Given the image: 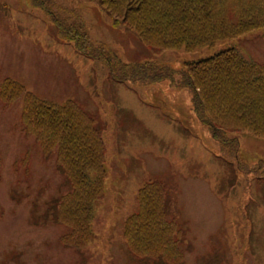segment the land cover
Segmentation results:
<instances>
[{"label":"rangeland","instance_id":"374dc122","mask_svg":"<svg viewBox=\"0 0 264 264\" xmlns=\"http://www.w3.org/2000/svg\"><path fill=\"white\" fill-rule=\"evenodd\" d=\"M53 1L75 11L83 22L75 26L126 63L156 61L180 71L186 62L234 48L264 64L261 31L212 49L152 52L134 33L114 26L98 0ZM9 79L40 100L71 101L94 119L102 130L106 179L94 242L80 250L65 247L61 236L68 230L51 213L63 177L21 131L23 99H0V264H164L131 258L122 242L136 192L149 180L167 189L170 218L183 233V264H264V167L254 176L245 171L264 162V139L232 132L238 154L223 150L193 116L188 91L165 82L126 83L130 88L113 82L24 0H0V86Z\"/></svg>","mask_w":264,"mask_h":264},{"label":"trees","instance_id":"16d2710c","mask_svg":"<svg viewBox=\"0 0 264 264\" xmlns=\"http://www.w3.org/2000/svg\"><path fill=\"white\" fill-rule=\"evenodd\" d=\"M51 18L58 33L74 50L98 61L116 83L152 86L168 83L188 91L191 112L206 127L211 139L233 154L238 141L232 132H248L264 139V64L228 48L184 63L180 71L156 61L120 60L101 43L94 44L75 11L53 0H24ZM114 26H122L152 52H194L261 31L264 38V0H98ZM62 12L61 20L56 10ZM62 23H74L65 26ZM23 99L24 134L39 145L63 177L64 189L54 200L55 222L68 230L61 236L65 247L80 250L94 241L92 225L96 205L103 197L105 145L101 128L72 102L55 105L35 98L19 84L6 80L0 99L6 104ZM250 173L259 171L258 162ZM264 169V168H263ZM136 210L122 226V242L131 258L164 264H183V233L170 219V198L159 181L144 183L136 192Z\"/></svg>","mask_w":264,"mask_h":264}]
</instances>
